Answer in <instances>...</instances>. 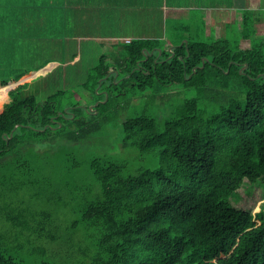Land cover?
<instances>
[{
	"label": "trees",
	"instance_id": "16d2710c",
	"mask_svg": "<svg viewBox=\"0 0 264 264\" xmlns=\"http://www.w3.org/2000/svg\"><path fill=\"white\" fill-rule=\"evenodd\" d=\"M251 10L237 11L235 46L224 37L210 42L187 37L169 57L171 51L163 48L159 56L158 50L148 54L156 41L133 39L121 55H100L74 87L90 94L113 80L139 89L154 83L189 87L203 84L206 68H213L226 78L238 76L245 92L242 100H231L205 119L198 98H185L162 131L145 115L122 118L123 145L159 150L173 159L176 174L163 169L125 174L107 155L89 157L88 174L101 191L80 215L81 233L94 249L90 264H264V210L253 211L262 190L256 182L264 181V45L251 40ZM2 84L7 100L9 87ZM64 92L42 98L23 81L11 86L10 101L0 104V213L16 208V181L35 184L47 167L69 159V146L87 137L89 129L77 114L82 106L63 112L74 113L73 118L57 114L62 108L56 101ZM56 120L76 124L67 131L64 125L54 129ZM24 229L52 244L60 225L47 217ZM0 264L26 263L0 249Z\"/></svg>",
	"mask_w": 264,
	"mask_h": 264
},
{
	"label": "rangeland",
	"instance_id": "374dc122",
	"mask_svg": "<svg viewBox=\"0 0 264 264\" xmlns=\"http://www.w3.org/2000/svg\"><path fill=\"white\" fill-rule=\"evenodd\" d=\"M252 5L253 8L242 7L237 11L252 9L247 19V29L250 31L252 42L259 47L264 45V0H256ZM235 24L234 19L231 24L219 25L220 30L214 25L207 34L199 31L193 33L189 30L188 38L210 42L218 37H224L235 46L239 38ZM173 32L169 30L167 33L170 42L181 43L182 40L188 39L184 37L180 41ZM171 36L175 39H170ZM115 42L117 49L107 51L111 56L123 54L124 45L127 44L124 39ZM168 50L171 51L170 56L174 51L169 48ZM94 52L95 55L83 56L77 64L68 66L65 72H61L62 78L57 77V72H51L38 74L36 77L40 75L41 78L33 80L31 76L38 73H32L33 70L47 64L52 57L33 50H7L0 53V82L7 81L5 84H0L10 88L15 85L14 83L28 81V85L32 86L42 98L52 91L64 89L65 92L56 101L58 107L62 108L58 111H66L68 107L74 105L82 106L77 114L82 120V125L89 129L83 141L68 147L69 159L47 167L37 175L38 180L35 184L16 181L14 199L17 206L0 213V249L26 264H34L42 259L53 264L91 263L94 249L81 233L80 215L85 205L96 200L101 191L99 185L88 174L89 157L107 155L122 165L125 174H136L145 169H163L176 174L174 173L176 164L173 159L162 155L159 150L141 151L134 146L123 145L122 118L145 115L153 118L157 130L162 131L165 120L174 113L177 105L185 98H198V107L205 119L220 107L228 105L231 100H242L245 97L238 76L231 75L226 78L213 68H206L207 78L203 84L189 87L182 84L154 83L152 86L139 89L129 83L118 84L117 80H113L115 84L109 81L105 83L109 92L106 89L99 90L100 84L93 94L86 90H77L74 87L79 83L82 84L103 50L99 48ZM60 58L68 60L72 57ZM123 88L125 91L122 90ZM8 92V99L4 100L2 105L10 101ZM62 115L68 118L74 117V113L71 115L62 113ZM57 122L59 125L57 123L54 126L64 125V131L76 124L75 121L69 120ZM174 176L182 178L181 174ZM256 184L262 190L261 199L254 212L264 210V181L261 180ZM2 205L4 204L0 201V207ZM21 208L25 210L22 211ZM5 216L12 218L8 220ZM47 217L57 218L60 225L59 238L52 244H44L37 240L31 231L24 229L26 223L32 225L37 219L44 220ZM256 222H259L258 219Z\"/></svg>",
	"mask_w": 264,
	"mask_h": 264
},
{
	"label": "crops",
	"instance_id": "0c3cea01",
	"mask_svg": "<svg viewBox=\"0 0 264 264\" xmlns=\"http://www.w3.org/2000/svg\"><path fill=\"white\" fill-rule=\"evenodd\" d=\"M255 1L3 0L0 4V53L41 51L40 54L52 58L33 70L32 73H38L31 79L51 72H57V77L62 78L61 72L68 66L77 64L83 56L95 55L94 51L99 48L103 50L100 55H110L107 51L117 49L116 40L124 39L127 43L133 39L156 41L148 51L151 55L157 48L172 49L180 44L170 42L169 30L174 31L180 41L189 37V30L207 34L214 25L220 30L219 25L231 24L234 19L236 23L238 8H253ZM170 39L175 38L171 36ZM67 56L72 58H60ZM0 89L5 94L1 86Z\"/></svg>",
	"mask_w": 264,
	"mask_h": 264
},
{
	"label": "water",
	"instance_id": "95a60500",
	"mask_svg": "<svg viewBox=\"0 0 264 264\" xmlns=\"http://www.w3.org/2000/svg\"><path fill=\"white\" fill-rule=\"evenodd\" d=\"M184 42H186V40H184ZM157 50L159 51V53H158V56H159L161 50H160L159 48H157ZM143 52H144L145 54L147 53V51H146L145 48L143 49ZM172 55H173V53H171V55H170L169 57H171ZM146 57H147V56H145V58H146ZM206 59H207L206 57L203 58L201 65H199L200 67H203L204 62L206 61ZM245 66H246V64L241 66V68H240V72H242V70L245 68ZM109 73H110V72H109ZM109 73H108V74H109ZM108 74L105 75L104 77L100 78L99 81H101L103 78H106V77L108 76ZM116 74H117V71H115V75H116ZM14 84H16V83H14ZM10 88H11V87H10ZM10 88H9V89H10ZM105 95H106V97H107V93H105ZM66 110H67V109H66ZM64 111H65V110H64ZM64 111H58L57 114H61V113H63ZM58 125H59V123H58ZM58 125H57V126H58ZM51 127H52V128H55V126H51ZM44 128H45V127H44ZM44 128H42V129H44Z\"/></svg>",
	"mask_w": 264,
	"mask_h": 264
},
{
	"label": "bare ground",
	"instance_id": "6f19581e",
	"mask_svg": "<svg viewBox=\"0 0 264 264\" xmlns=\"http://www.w3.org/2000/svg\"><path fill=\"white\" fill-rule=\"evenodd\" d=\"M6 99L5 94L3 91L0 89V104Z\"/></svg>",
	"mask_w": 264,
	"mask_h": 264
},
{
	"label": "snow or ice",
	"instance_id": "6c2138e0",
	"mask_svg": "<svg viewBox=\"0 0 264 264\" xmlns=\"http://www.w3.org/2000/svg\"><path fill=\"white\" fill-rule=\"evenodd\" d=\"M3 3V0H0V4H2Z\"/></svg>",
	"mask_w": 264,
	"mask_h": 264
},
{
	"label": "flooded vegetation",
	"instance_id": "af4514ba",
	"mask_svg": "<svg viewBox=\"0 0 264 264\" xmlns=\"http://www.w3.org/2000/svg\"><path fill=\"white\" fill-rule=\"evenodd\" d=\"M66 111H69V109H67Z\"/></svg>",
	"mask_w": 264,
	"mask_h": 264
}]
</instances>
